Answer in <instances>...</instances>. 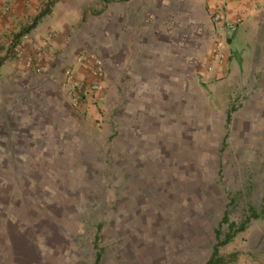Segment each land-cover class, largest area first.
<instances>
[{"label": "rangeland", "instance_id": "rangeland-1", "mask_svg": "<svg viewBox=\"0 0 264 264\" xmlns=\"http://www.w3.org/2000/svg\"><path fill=\"white\" fill-rule=\"evenodd\" d=\"M253 78L196 77L183 113L167 99L146 135L138 120L119 136L117 116L23 137L0 125V264H206L230 222L246 227L218 247L226 264L264 249V77Z\"/></svg>", "mask_w": 264, "mask_h": 264}, {"label": "crops", "instance_id": "crops-1", "mask_svg": "<svg viewBox=\"0 0 264 264\" xmlns=\"http://www.w3.org/2000/svg\"><path fill=\"white\" fill-rule=\"evenodd\" d=\"M225 1L229 17L243 22L227 39L226 66L211 75L258 81L264 77V0H0L1 127L23 137L33 124L66 132L73 119L106 127L117 116L119 136L130 131L122 125L138 120L146 135L154 119L165 115L161 107L167 99L177 97L183 113L190 83L196 86V77H209L207 66L222 39L212 13ZM22 37L26 43L17 55L13 42ZM40 49L39 73L30 59ZM93 56L102 58L105 78L95 98L77 107L66 71L90 77ZM260 92L257 97H263ZM209 102L205 107L210 108ZM154 106L157 111L151 113ZM256 250L231 264H264V249Z\"/></svg>", "mask_w": 264, "mask_h": 264}, {"label": "built area", "instance_id": "built-area-1", "mask_svg": "<svg viewBox=\"0 0 264 264\" xmlns=\"http://www.w3.org/2000/svg\"><path fill=\"white\" fill-rule=\"evenodd\" d=\"M227 1H225L221 7H218L212 13V21L218 34L221 35V40H218L215 45V49L212 55L210 64L207 66L206 74L209 77H214L215 73L222 70L223 66H226L229 57V50L227 47L228 37H231L238 30L239 26L243 22L242 17L230 18L226 8ZM2 33H0V38ZM25 38L15 39L13 42V51L15 54L20 55L24 46ZM42 49L38 50L34 56L30 59L31 64L35 67L37 72H42L43 67L40 64V57L42 55ZM92 75L90 77H77L75 73L68 69L66 71L67 82L72 92V100L75 106L86 105L93 100L96 94L102 87V81L104 80L106 69L103 60L98 56H93L91 65ZM214 74V75H211ZM216 76V75H215Z\"/></svg>", "mask_w": 264, "mask_h": 264}, {"label": "trees", "instance_id": "trees-1", "mask_svg": "<svg viewBox=\"0 0 264 264\" xmlns=\"http://www.w3.org/2000/svg\"><path fill=\"white\" fill-rule=\"evenodd\" d=\"M230 116H231V114L229 113L227 120H230ZM251 212L253 214L252 215L253 218H257L259 216V214L256 213L254 209H251ZM262 213L264 214V209H263ZM228 222H229L228 212H225V215L221 221V224L228 223ZM229 227H230L229 232H231V230L234 228H236V229L233 232L228 233L224 240L217 242L216 247L214 248V252L212 253V256L209 258V260L206 262V264H226L228 261H231V260H227V258L219 255L218 247H220L224 244H227L238 232L243 231L246 227V222L241 223L239 226L235 222H230ZM219 235H220V230L217 233V237H219ZM99 259H100V252L97 253V261Z\"/></svg>", "mask_w": 264, "mask_h": 264}]
</instances>
